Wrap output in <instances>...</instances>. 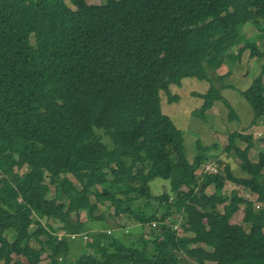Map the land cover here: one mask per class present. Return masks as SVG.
Instances as JSON below:
<instances>
[{
    "label": "trees",
    "instance_id": "trees-1",
    "mask_svg": "<svg viewBox=\"0 0 264 264\" xmlns=\"http://www.w3.org/2000/svg\"><path fill=\"white\" fill-rule=\"evenodd\" d=\"M261 21L264 0H0V264H42L47 253V264H264V153L251 160L254 136L230 133L224 160L217 144H198L191 162L161 105L171 86L197 78L213 86L195 94L204 100L195 115L223 102L237 118L216 73L235 51L239 60L249 52L263 60L241 92L257 125L264 31L243 28ZM216 160L219 174L197 175ZM159 178L170 191L155 195ZM98 204L115 208L117 226L134 220L150 235L128 244L115 224L91 230L81 213ZM72 235L90 240L75 259Z\"/></svg>",
    "mask_w": 264,
    "mask_h": 264
},
{
    "label": "rangeland",
    "instance_id": "rangeland-1",
    "mask_svg": "<svg viewBox=\"0 0 264 264\" xmlns=\"http://www.w3.org/2000/svg\"><path fill=\"white\" fill-rule=\"evenodd\" d=\"M89 2H95V0H88ZM244 33L247 36H254L255 34H260L264 31V21L259 23L249 22L243 28ZM259 45L262 48L263 44L259 41ZM239 53L234 52V56L231 60H226L222 68L218 70L216 74L218 77L223 78V82L217 80V88L222 90V96L227 100V102L232 106L237 118H230L231 110L226 106L225 103L219 102L215 107L208 113L207 117L196 116L195 112L199 111L201 106L204 104V100L197 97L195 94H205L211 88L212 84L205 80H199L197 78H186L182 81L181 86L173 85L171 86V93L174 95L170 100L169 96L162 93L161 94V105L162 112L170 117L173 123L183 131L185 146L187 149V154L189 160L194 161L196 155L198 154V144L201 146L209 147L212 145H218L221 148L220 157L223 160L225 155L223 151L228 145V136L233 132H243L247 131L246 134H252L254 140L263 141L264 143V119L259 120V124L251 127V123L254 119V112L249 104V102L241 95L242 91L247 90L251 87L256 78L259 77L262 71L263 60L259 58H251L250 53L247 52L241 59H238ZM231 72V75H228ZM215 76L214 73H212ZM224 85L229 86L233 85L235 89L225 88ZM258 133H261L262 136H257ZM236 144L242 150L247 148V144L243 141H236ZM255 144V141H254ZM253 158L258 161L257 153H264V147H254L252 150ZM260 155V154H259ZM233 159H228L227 161L232 164L234 167L240 161L233 153L231 155ZM251 156V153H250ZM259 157V156H258ZM251 158V157H250ZM252 160V159H251ZM237 162V163H236ZM205 166V165H204ZM224 167V165H223ZM236 168V166H235ZM203 168H200V172ZM238 168L235 169L238 172ZM198 171L197 174H200ZM2 181L1 172H0V183ZM100 181L98 180V185ZM226 193H230L233 189L230 184H227ZM153 192L155 195H160L163 192L170 191V181L164 179H156L152 183ZM215 190V189H214ZM213 189H209V193H214ZM56 195V190L52 188V191L48 195L49 197H54ZM241 195L244 196L247 200L253 202L256 201L257 196L241 189ZM97 199L95 196L92 197V201L95 202ZM115 212L114 207H109L106 204H98V209L95 212L91 211V207L87 206L82 210L81 220L88 223L89 228L93 231H102L103 228H107L109 225L115 224L116 228L114 233L119 237H124L123 239L130 244L129 239L131 236L133 238H140L141 236H149L150 228L141 227L137 221H128L126 226L123 224V227L117 226V220L110 218V214ZM243 208L240 213L234 215L235 221L239 222L243 218ZM98 217H103V219H98ZM43 223H46L44 218ZM122 223H125V220H122ZM131 223V226L128 227L127 224ZM178 230L179 238L188 236V234L180 227L178 224L175 226ZM37 230V224H34L32 231ZM62 235V232L59 233ZM193 234H190L192 236ZM9 239L14 238V234L7 235ZM155 237V235H154ZM84 238H79L77 240H69L70 250L69 256L72 258H78L81 256L82 252L85 251V245L90 241L83 240ZM68 244V245H69ZM32 245L39 249L41 248L40 242L34 240ZM187 247H183V250H186ZM213 250L215 249H208ZM48 253L43 256L42 264H47ZM213 264V263H207Z\"/></svg>",
    "mask_w": 264,
    "mask_h": 264
},
{
    "label": "built area",
    "instance_id": "built-area-1",
    "mask_svg": "<svg viewBox=\"0 0 264 264\" xmlns=\"http://www.w3.org/2000/svg\"><path fill=\"white\" fill-rule=\"evenodd\" d=\"M219 161L220 160H216V161H213L211 163H208L206 166H204L203 173L204 174H219L221 172V165H220ZM175 230H177V228H175ZM78 236L79 235H72V239H76ZM83 238H84V240L89 239V237L87 235H84Z\"/></svg>",
    "mask_w": 264,
    "mask_h": 264
},
{
    "label": "crops",
    "instance_id": "crops-1",
    "mask_svg": "<svg viewBox=\"0 0 264 264\" xmlns=\"http://www.w3.org/2000/svg\"><path fill=\"white\" fill-rule=\"evenodd\" d=\"M258 124H259V123H258ZM260 134H261V133H258V134L256 135V139H257V136H258V138H259V136H261ZM259 139H263V138H262V136H261V138H259ZM254 147H261V148H262V147H264V143H263V141H258V140H255ZM252 153H254V154H255V152H253V151H252V152H251V156H250V157H251L252 161L256 162V159H255V158H253V156H252ZM260 153H261V152H258V153H257V155H256V156H257V158H258V156H259V154H260ZM211 189H213V190H214L215 188H214V187H211ZM214 192H215V190H214ZM212 194H213V193H212ZM239 212H241V210H240ZM235 215H236V214H235ZM243 215H244V214H243ZM233 218H234V217H233ZM233 218H232V221H233ZM238 223H242V219H241V221H240V222H238Z\"/></svg>",
    "mask_w": 264,
    "mask_h": 264
},
{
    "label": "clouds",
    "instance_id": "clouds-1",
    "mask_svg": "<svg viewBox=\"0 0 264 264\" xmlns=\"http://www.w3.org/2000/svg\"><path fill=\"white\" fill-rule=\"evenodd\" d=\"M212 162H213V161H212ZM209 163H211V162H209ZM206 165H207V164H206ZM206 165H205V166H206ZM201 168H204V166L201 167ZM198 171L200 172V169H199ZM198 171H197V172H198ZM197 175H200V176H201V175H204L203 170H201L200 174H197ZM239 211H240V210H239ZM239 211H238V213H240ZM243 216H244V215H243ZM242 219H243V218H242ZM240 221H241V220H240ZM240 221H239V222H240ZM233 222L238 223V222L235 221V218H233ZM79 238H83V237L79 235L75 240H77V239H79Z\"/></svg>",
    "mask_w": 264,
    "mask_h": 264
},
{
    "label": "bare ground",
    "instance_id": "bare-ground-1",
    "mask_svg": "<svg viewBox=\"0 0 264 264\" xmlns=\"http://www.w3.org/2000/svg\"><path fill=\"white\" fill-rule=\"evenodd\" d=\"M88 231V230H87Z\"/></svg>",
    "mask_w": 264,
    "mask_h": 264
}]
</instances>
